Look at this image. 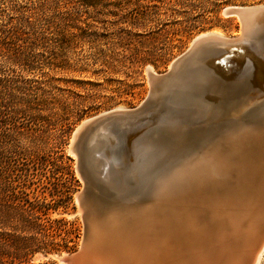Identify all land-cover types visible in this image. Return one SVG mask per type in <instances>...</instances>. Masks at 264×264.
Wrapping results in <instances>:
<instances>
[{
	"label": "rangeland",
	"instance_id": "374dc122",
	"mask_svg": "<svg viewBox=\"0 0 264 264\" xmlns=\"http://www.w3.org/2000/svg\"><path fill=\"white\" fill-rule=\"evenodd\" d=\"M37 1L0 0V23ZM53 1L56 12H48L36 23L45 39L35 47V57L0 65V78L18 89L14 101L24 99L30 107L15 121L20 132L18 153L0 158V164L8 165V176L17 180L13 182L14 193L34 206L44 225L36 233L14 231L13 224L0 229L35 238L20 264H66L61 257L76 252L86 234L76 198L83 181L77 157L70 151L75 128L87 118L118 107H137L149 89L146 69L156 74L166 72L171 61L200 34L216 31L228 38L239 36L238 17L224 15V8L264 5V0ZM16 107L10 105L2 111L12 116L11 108ZM13 121L8 118L7 127ZM132 202L124 204V210L102 212L99 222L106 224L113 211L117 217H125L132 236L144 230L149 233L155 217L150 201ZM156 234L157 239L163 237L161 231ZM234 245L228 249L231 256L240 246L237 242ZM148 246L149 253L141 252L137 264H151L153 252ZM178 254L172 256V264L183 257ZM258 264H264V250Z\"/></svg>",
	"mask_w": 264,
	"mask_h": 264
},
{
	"label": "water",
	"instance_id": "95a60500",
	"mask_svg": "<svg viewBox=\"0 0 264 264\" xmlns=\"http://www.w3.org/2000/svg\"><path fill=\"white\" fill-rule=\"evenodd\" d=\"M222 12L242 20L235 40L213 34L192 40L171 61L170 70L154 74L146 69L149 89L137 107L96 115L84 121L76 133L72 150L83 181L77 197L86 234L76 252L61 257L64 263H89L93 232L83 205L87 196L97 191L99 198L103 194L111 200L150 199L160 177L165 179L168 193L179 198L175 193L180 191L184 197L170 215L171 222L182 225L186 221L183 209L193 211L201 225L196 234L205 240L208 261L213 253L217 257L226 217L235 214L239 203L249 196L247 189L263 166L260 151L264 145L263 135L251 134L257 128L264 134V5L229 6ZM200 70L207 75L200 76ZM194 93L208 105L195 121L169 116L171 99ZM202 156L216 158L213 168L219 177L194 172L196 160ZM182 235L177 228L173 232L174 239ZM107 246L102 240L105 258ZM254 253L240 255L237 264H253Z\"/></svg>",
	"mask_w": 264,
	"mask_h": 264
},
{
	"label": "bare ground",
	"instance_id": "6f19581e",
	"mask_svg": "<svg viewBox=\"0 0 264 264\" xmlns=\"http://www.w3.org/2000/svg\"><path fill=\"white\" fill-rule=\"evenodd\" d=\"M235 16L238 17L239 19L240 29H241L242 20L239 15H235ZM208 34H213V35H217L220 37H224L220 35L221 33L219 34L216 31H214V32H209L205 34H200L193 40L199 37H203ZM236 37H231V40H235ZM168 70H170V68ZM200 71L201 72H198L200 73V76L207 75V72L203 70H200ZM151 72L156 74L154 71H151ZM194 94L195 95L185 96L179 99H171L169 105L172 108L168 113L169 116L173 115L177 117H183L184 120L195 121L194 118H197L199 114L204 112L208 105L203 102L202 98L199 96L200 95L199 93H194ZM119 108L120 107H118L117 109H113L112 112L127 110V109H119ZM214 108L215 107H213L212 104L209 105L210 110H213ZM189 109H192V111H189ZM106 113H109V112L102 113V115H105ZM88 119L90 118L83 120L75 128L72 134V138L70 140V143L72 144L71 147L74 146V143L76 141V133L81 128L84 121H87ZM257 129L252 130L251 134L256 135V136H260V135L264 136V134H260V129L259 130ZM261 148L262 149L260 151V155L261 157H263L262 159L263 166H261V170H259V173L256 176V180L254 184L250 185V187L247 189L246 196L248 195L249 196L246 198L245 201H242L239 203L235 214L230 213L228 217H226V220H227V222L225 223L226 226L223 225L225 226V229L221 231L220 227H218L219 228L218 232L221 231L220 235H222L220 237L221 239L220 242L222 244L219 250H217V257H215L214 256L215 253H213L211 257V262L208 261L209 260L208 255H205V247H204L205 240H203L202 237H199V235L196 234L200 228L198 227L199 224L196 223L198 222V220L194 219L195 218L194 213L193 214L191 213L193 211L190 210L191 211L190 212L189 210L187 211L186 208L183 209L182 212H185L186 221L182 222V225L176 226L174 222H171L174 220L173 218L170 217V215L179 208L180 201L183 200L184 202V197L182 196V193H180V191H177V193H175V195L178 196L179 198H175L172 192L168 193L167 190H165V179L163 177H160L157 181V184L159 186L156 185L158 187L155 190L154 194L152 195V198L143 199L146 201L147 200L150 201V208L152 210V214L155 213L154 214L155 217L153 216L154 221L151 218L150 232L148 233V232H145L146 230H144L143 232H140V235L136 234L138 237L137 240L133 239L137 237L132 236L133 235L132 231L131 232L127 231L128 229L126 227L127 223H126L125 217L124 218H122V216L117 217V213H112L113 211L111 212V215L109 216L110 218L108 217L109 220L107 219V222H105L106 224L99 222L102 216V212L107 213L108 212L107 210L111 208H114L115 210L117 209L119 211H121V209L124 210L123 209L125 207L124 204H126L127 202L128 204L133 203L132 202L133 200L131 201L130 198L111 200L108 196H105L103 194L100 195V198H99L96 193L97 191H94L93 194L86 197V201L83 205L86 207L89 213L90 226L93 230V235L91 237L92 246L90 250L88 251V256H87V260L89 261L88 264H137L136 260L140 258V254L143 255L141 252L144 253L147 249L145 247L148 245L150 246L151 252H153L152 256H150L151 258L149 257L150 259H152L151 262L149 261L151 264H172L171 262L172 256L173 255L176 256V254L178 253L183 254V257H182L183 259L181 258V260L179 259L177 260V262L175 261L177 264H237L239 261L240 255L242 254L251 255L254 252L255 253H254V263L253 264H258L261 258L262 252L264 250V214L262 213V206H263V201H264V145H262ZM70 151L72 152L73 150L71 149ZM203 160L205 161L203 162ZM215 160L216 158L213 156H208L207 158L206 156H202L198 158L196 160L194 172H198L199 174L201 171H203L206 176L212 175L211 177H214V176L219 177L221 174L218 172L217 169L213 168ZM142 165L145 168L147 167L145 166L146 163H142ZM147 165L150 166L149 162H147ZM90 170H91V167H90ZM184 174L185 173L182 174V179H184ZM182 182L184 181L182 180ZM156 186L154 188H156ZM182 186L183 185L180 184V188ZM78 193L76 195V198L79 203V199L77 197ZM132 197H134V195ZM198 199L200 200L201 198L198 197ZM143 200L140 199V200H134V201H136V204H138L142 202ZM130 208L132 207L131 206L128 207L129 209L128 211H130ZM82 209L83 208L79 203L78 211L80 212ZM131 212L132 211H130V213ZM147 213L148 211L146 212V214ZM142 215L143 214H141V216ZM226 216H227V213H226ZM213 219L214 218L211 217L209 221L213 222ZM127 221H129V219ZM101 222H103V220ZM134 222H132V225H134L133 224ZM137 226H138V223H137ZM195 227H197L196 230L192 231L193 229H195ZM176 228H177V231L180 232V234L183 233V235L179 237L178 240H177V237L176 239H174L173 237V232ZM156 231L163 232V237L161 239H157L158 238L157 236L159 234L157 235ZM261 237H263V240L260 243ZM102 240H103V245L104 244L105 246L108 245L107 247L109 248L107 250L108 255L106 258L102 257ZM149 240H150V244H149ZM236 242L240 246L238 247L236 246L235 249H237L236 250L237 252L233 253V255L231 256L229 255V251L231 249L229 251L228 249L232 245L235 247L234 244ZM147 252L148 250L145 252V254H147ZM110 256H114V257H110ZM180 256L181 255H179V257ZM145 258L147 257L145 256ZM173 260L175 259L173 258ZM137 261H140V260H137Z\"/></svg>",
	"mask_w": 264,
	"mask_h": 264
},
{
	"label": "trees",
	"instance_id": "16d2710c",
	"mask_svg": "<svg viewBox=\"0 0 264 264\" xmlns=\"http://www.w3.org/2000/svg\"><path fill=\"white\" fill-rule=\"evenodd\" d=\"M55 4L53 0H39L0 23V65L4 62L17 63L22 60L21 57H35V47L45 39L43 31L36 29V23L48 12L54 14ZM15 91L18 89L12 82L0 78V158L9 153H18L16 139L20 132L15 121L20 113L30 109L24 99H19L18 103L14 101ZM10 105L18 106L16 109L11 108L12 116L2 111H6ZM8 118L14 120L11 127H7ZM14 181L17 180H11L8 176V165L1 163L0 229L13 224L14 231L20 233L40 232L44 227L39 221L41 217L27 199L14 193ZM34 241L32 236L15 235L0 230V264H20L31 250Z\"/></svg>",
	"mask_w": 264,
	"mask_h": 264
}]
</instances>
